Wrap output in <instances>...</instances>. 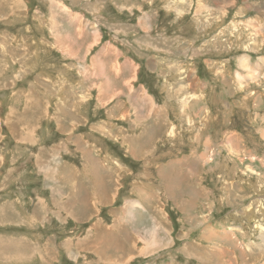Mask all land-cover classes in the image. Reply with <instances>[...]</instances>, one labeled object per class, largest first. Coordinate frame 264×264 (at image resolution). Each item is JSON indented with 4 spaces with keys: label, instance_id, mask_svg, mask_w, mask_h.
I'll list each match as a JSON object with an SVG mask.
<instances>
[{
    "label": "rangeland",
    "instance_id": "obj_1",
    "mask_svg": "<svg viewBox=\"0 0 264 264\" xmlns=\"http://www.w3.org/2000/svg\"><path fill=\"white\" fill-rule=\"evenodd\" d=\"M0 264H264V0H0Z\"/></svg>",
    "mask_w": 264,
    "mask_h": 264
},
{
    "label": "bare ground",
    "instance_id": "obj_2",
    "mask_svg": "<svg viewBox=\"0 0 264 264\" xmlns=\"http://www.w3.org/2000/svg\"><path fill=\"white\" fill-rule=\"evenodd\" d=\"M240 64H241V66L242 67H244V68H249V64H248V58H247V56H245V55H243V56H241L240 57ZM256 66H257V64H256ZM252 68V67H251ZM251 75V74H250ZM236 76H237V79L238 80H241V77L243 76V75H241V74H236ZM148 104V106L149 105H151V100L149 101V102H146V105ZM149 107H152V106H149ZM143 151V150H142Z\"/></svg>",
    "mask_w": 264,
    "mask_h": 264
},
{
    "label": "crops",
    "instance_id": "obj_3",
    "mask_svg": "<svg viewBox=\"0 0 264 264\" xmlns=\"http://www.w3.org/2000/svg\"><path fill=\"white\" fill-rule=\"evenodd\" d=\"M54 5H56L57 7H59V8H60V6H59V5H57V4H54ZM144 98H145V101H146V98H149V97H148V96H144ZM149 101H150V100H148V99H147V102H149ZM234 138H238V137L234 135Z\"/></svg>",
    "mask_w": 264,
    "mask_h": 264
}]
</instances>
